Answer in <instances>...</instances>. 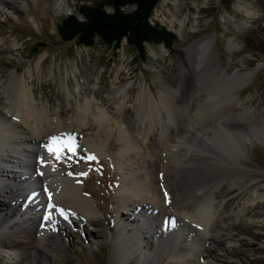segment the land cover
<instances>
[{"label":"rangeland","instance_id":"rangeland-1","mask_svg":"<svg viewBox=\"0 0 264 264\" xmlns=\"http://www.w3.org/2000/svg\"><path fill=\"white\" fill-rule=\"evenodd\" d=\"M63 1L74 10L90 0ZM131 8L125 6L124 10ZM72 10L54 8L53 0H0V83L13 70L18 76L24 74L34 90L35 98L53 114L66 110L63 117L67 119L69 104L66 97L75 103L84 95L95 96L98 102L94 107L106 106L113 119L121 120L133 136H138L141 123L134 107L137 82L143 81L145 87L149 85L155 94L164 86H176L178 96L184 95L183 83L194 84V76L183 68V65L189 66V59L193 61L191 55L188 59L185 49L198 38L214 35L216 61L230 73L252 71L237 89L241 102L225 106V112L236 115L243 106H251L255 117L249 115L245 120H255L254 133L260 136L258 131L264 132V123H260L261 119L264 120V0H177L176 3L158 0L152 21H158L171 30L174 40L170 48L163 43H146L144 60L126 39L117 48L102 44L98 38H95L92 46L61 40L56 34L55 22ZM185 14L188 17L180 36L176 31L180 24L172 15L181 18ZM39 41L45 43L44 46H39ZM231 43H236L235 50ZM202 60L205 63L209 59L207 55H202ZM129 82L130 91L123 100L121 111H118L117 102L111 98L113 86H124ZM208 88L207 79L203 78L201 92H206ZM201 123L198 125L201 130L204 129L203 125L211 127L207 130L214 141H201L199 135L191 130L192 134L186 137L193 142L190 147H204L214 155L217 153V158L226 153L221 150L222 147L230 150V156L234 147H240L239 155L232 156L230 171L244 175L246 182L250 177L255 178L245 189L227 188V185L221 188L228 200L225 208L229 216L225 217L222 228L218 229L220 239L200 240L199 243H203L206 250L201 260L205 264H264V200L247 205L238 215L235 213L255 186L259 185L263 190L264 141L256 136L245 142L235 135L234 139H230L232 136L227 137L222 130L215 129L211 121L210 124L207 121ZM109 125L115 126V121H109ZM244 127H239L240 134L245 131ZM98 128L90 115L86 125L80 128L73 125L69 129L71 137L59 140L60 156H55L58 159L55 168L75 180L91 197L97 207L96 216L91 221L83 222L69 223L63 220L57 227L61 239L59 247L45 255L35 254L23 264H120L121 250L113 241L114 234L120 231L121 236L128 239L141 227L142 222L136 221L134 212L129 209L136 204L139 210L142 204H137L138 200L127 208L119 204L122 196L119 179L122 174L133 170L152 179V186L160 185L157 177L161 168L159 147L162 146L157 141L158 134L155 129V133L150 131L146 140L139 144L142 148L138 152L132 151L127 158H118L122 144L117 140L116 130L106 136ZM92 138L103 149L98 154L84 146ZM184 144L179 147H185ZM241 166L250 169V174L244 172ZM220 171L222 175L225 174V170ZM7 199L10 201L9 196ZM232 208L234 212H230ZM0 218H4V213H0ZM23 220L18 219L17 223L21 224ZM9 229V235L1 244L20 247L23 230L17 224L10 225ZM182 229L183 232L176 234L171 247L164 249L155 248L156 239L151 238L150 233L141 232L138 244L142 258H146L143 262H137V250L128 254L127 264H188L189 260L196 259L193 255L179 261L172 257L173 251L178 252L193 237L192 227L184 226ZM5 258L0 249V264ZM190 262L194 264V261Z\"/></svg>","mask_w":264,"mask_h":264},{"label":"bare ground","instance_id":"bare-ground-1","mask_svg":"<svg viewBox=\"0 0 264 264\" xmlns=\"http://www.w3.org/2000/svg\"><path fill=\"white\" fill-rule=\"evenodd\" d=\"M172 1L176 3L177 0ZM53 6L56 9L65 7L72 10L63 0H53ZM172 16L179 22L180 26L176 31L182 36L188 16ZM214 38V35L203 36L186 47L185 54L188 59L191 55L193 61L189 59V66L183 65V68L194 76V84L183 83L184 95L178 96L176 86H164L155 94L149 85L145 87L143 81L137 82L134 107L141 123L138 136H133L121 120L113 119L106 111V106L94 107L98 102L95 96L84 95L75 103H71L66 97L69 104L67 119L63 117L66 110L53 114L35 98L34 90L24 74L18 76L13 70L1 81L0 213H4V218H0V249L6 256L2 264H23L35 254L45 255L57 249L61 241L57 228L60 222L91 221L96 216L97 207L91 197L75 180L55 168L58 159L47 148L50 144L58 147L60 139L70 138L69 129L73 125L79 128L86 125L89 115L106 136L116 130L117 140L122 144L117 153L118 158H127L132 151L138 152L142 148L139 145L141 141L146 140L150 131L155 133L154 129L158 134L157 141L162 146L159 147L161 168L159 176L156 175L157 181H160L159 186H152V179L133 170L122 174L119 179V191L122 193L119 204L127 208L138 200L137 204H142L141 209H136L135 204L129 210L134 212L136 221L140 220L142 223L128 239L122 237L120 231L114 234L113 241L121 250V261L118 263L127 264L128 254L137 250V262H143L146 258H142L138 244L141 232L150 233L151 238L156 239L155 248L164 249L171 247L174 238L183 232L182 228L188 226L194 230L193 237L178 252L173 251L172 257L179 261L193 255L196 258L191 259L194 264H205L201 257L206 250L204 244L199 242L205 238L220 239L218 229L222 228L225 217L229 216L225 208L228 200L221 188L227 185V188L245 189L255 178L248 177L249 181L246 182L244 175L230 171L231 161L234 159L232 156L239 155L240 147L233 148L232 156L230 150L222 147L221 150L227 154L217 158V153L214 155V152H208L204 147H190L193 142L186 139L187 134L191 135V130H194L201 141L213 140L207 130L211 127L203 125L204 129H199L201 122L211 121L215 129L222 130L227 137L232 136L230 139H234L235 135L245 142L256 136L264 141L262 130L258 131L260 136L254 133L255 120H245L249 115L255 117L251 106H243L236 115L225 112V106L241 102L237 89L252 71L240 74L228 72L215 59ZM231 44L235 50L236 43ZM202 55H207L209 60L204 63ZM39 61L40 58L38 63ZM203 78L207 79L209 85L206 92L200 90ZM130 85L129 82L124 86H113L111 98L117 102L118 111L122 109L121 105L123 106V100L128 96ZM66 88L68 91L67 85ZM112 120L115 121L113 127L109 125ZM260 123H264V120L261 119ZM240 126H245L242 134L238 132ZM52 137L56 140L53 141ZM181 144L185 147H179ZM99 145L101 144L93 138L84 144L86 149L97 154L103 150ZM241 168L250 174V169L244 166ZM220 169L225 170L224 175ZM258 200H264V187L261 191L259 185L253 188L235 213L238 215L247 205ZM234 211L233 208L230 209V212ZM18 219L24 220L18 224ZM12 224H17L24 232V236L19 239L20 247L1 244L9 235L8 230ZM191 260L188 264H192Z\"/></svg>","mask_w":264,"mask_h":264},{"label":"trees","instance_id":"trees-1","mask_svg":"<svg viewBox=\"0 0 264 264\" xmlns=\"http://www.w3.org/2000/svg\"><path fill=\"white\" fill-rule=\"evenodd\" d=\"M158 0H90L75 7L55 22L57 36L76 45L92 46L95 38L108 46L119 47L121 41L135 47L144 60L146 43H163L171 47L174 33L158 21H152ZM125 6H132L124 10ZM39 46L45 43L39 41Z\"/></svg>","mask_w":264,"mask_h":264},{"label":"snow or ice","instance_id":"snow-or-ice-1","mask_svg":"<svg viewBox=\"0 0 264 264\" xmlns=\"http://www.w3.org/2000/svg\"><path fill=\"white\" fill-rule=\"evenodd\" d=\"M53 141H55L56 140V138L55 137H52L51 138ZM47 148H48V151L50 152V153H55L56 154V156H57V158H59V156H60V148H58V147H54L53 145H47ZM83 174V173H82ZM167 195V194H166ZM198 227H199V225H198Z\"/></svg>","mask_w":264,"mask_h":264}]
</instances>
